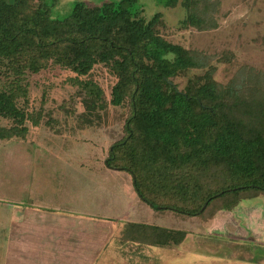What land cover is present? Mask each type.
I'll list each match as a JSON object with an SVG mask.
<instances>
[{
	"label": "trees",
	"instance_id": "1",
	"mask_svg": "<svg viewBox=\"0 0 264 264\" xmlns=\"http://www.w3.org/2000/svg\"><path fill=\"white\" fill-rule=\"evenodd\" d=\"M57 2L0 0V66L12 79L0 89V120L13 124L0 127V140L27 131L17 104L26 72L38 73L51 60L86 76L104 64L116 79L111 104L129 110L105 166L131 176L141 202L206 222L216 203L232 210L264 194V71L240 64L229 50L207 54L173 42L162 16L147 19L138 0L99 7L78 1L62 20L51 16ZM178 3L186 12L181 29L219 27V0H168L166 6ZM194 70L201 73L180 89L175 80ZM83 86L101 97L99 86ZM186 237L185 230L144 222L125 224L120 236L163 248Z\"/></svg>",
	"mask_w": 264,
	"mask_h": 264
},
{
	"label": "rangeland",
	"instance_id": "2",
	"mask_svg": "<svg viewBox=\"0 0 264 264\" xmlns=\"http://www.w3.org/2000/svg\"><path fill=\"white\" fill-rule=\"evenodd\" d=\"M78 1L99 7L121 0H58L52 18H67ZM167 1L138 0V5L147 19L162 16L170 40L207 54L229 50L240 64L264 71V0H219V27L204 32L181 29L185 9L180 3L167 7ZM194 73L201 71H191L175 83L182 89ZM215 78L221 79L219 72ZM11 80L0 66V89ZM86 82L99 86V99L88 94ZM115 82L104 64L83 76L49 60L40 72L23 75L17 104L28 118L27 131L0 140V264L10 234L8 222L20 204L99 218L118 216L128 211L129 203L131 209L138 208L140 199L131 176L105 166L108 150L123 136L129 115L127 105L111 104ZM11 126V121L0 120V127ZM143 208L147 213L138 215L139 221L187 232L181 246H176L178 251L165 254L170 263L264 264V194L232 210L216 203L206 222L205 217L158 212L146 204ZM128 217L132 219L131 214ZM164 261L153 257L149 262L167 264Z\"/></svg>",
	"mask_w": 264,
	"mask_h": 264
},
{
	"label": "crops",
	"instance_id": "3",
	"mask_svg": "<svg viewBox=\"0 0 264 264\" xmlns=\"http://www.w3.org/2000/svg\"><path fill=\"white\" fill-rule=\"evenodd\" d=\"M19 206L8 222L3 264H154L149 262L153 257L174 264L165 254L181 246L163 248L121 240L125 224L144 222L138 217L147 213L141 200L138 208L131 209L129 203L128 211L112 218ZM148 257L152 258L147 261Z\"/></svg>",
	"mask_w": 264,
	"mask_h": 264
}]
</instances>
